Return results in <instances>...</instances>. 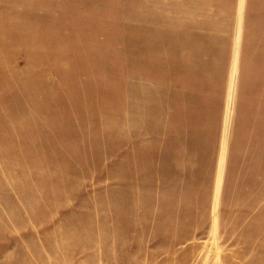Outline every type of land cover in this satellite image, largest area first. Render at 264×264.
<instances>
[{
	"label": "rangeland",
	"instance_id": "obj_1",
	"mask_svg": "<svg viewBox=\"0 0 264 264\" xmlns=\"http://www.w3.org/2000/svg\"><path fill=\"white\" fill-rule=\"evenodd\" d=\"M0 264H264V0H0Z\"/></svg>",
	"mask_w": 264,
	"mask_h": 264
}]
</instances>
